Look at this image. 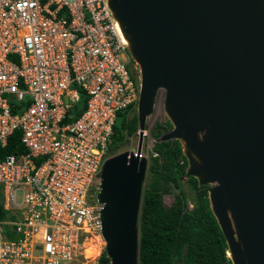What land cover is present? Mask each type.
<instances>
[{"label": "water", "instance_id": "water-1", "mask_svg": "<svg viewBox=\"0 0 264 264\" xmlns=\"http://www.w3.org/2000/svg\"><path fill=\"white\" fill-rule=\"evenodd\" d=\"M139 82L133 151L105 159L95 199L108 264H137L147 161L138 157L158 96L184 178L207 186L231 264H264V0H105Z\"/></svg>", "mask_w": 264, "mask_h": 264}, {"label": "built area", "instance_id": "built-area-1", "mask_svg": "<svg viewBox=\"0 0 264 264\" xmlns=\"http://www.w3.org/2000/svg\"><path fill=\"white\" fill-rule=\"evenodd\" d=\"M123 52L105 0H0V148L19 131L25 151L0 158V264H74L100 236L93 189L139 92Z\"/></svg>", "mask_w": 264, "mask_h": 264}, {"label": "trees", "instance_id": "trees-1", "mask_svg": "<svg viewBox=\"0 0 264 264\" xmlns=\"http://www.w3.org/2000/svg\"><path fill=\"white\" fill-rule=\"evenodd\" d=\"M79 100L80 106L74 110V119L83 110L86 98L80 94ZM129 110V107L123 110L125 116ZM135 123V117L130 120L124 119L120 130L125 132L120 134L114 122L109 152L112 148L115 150L122 145L126 136L136 130ZM162 127L169 129L170 125L165 121ZM161 130L159 126H155L150 136L155 140L152 148L154 153L165 165H162L159 171L154 165H150L148 171L154 175L159 172L163 181L178 188L179 181L184 175L185 160L181 157L177 141L161 143L157 141ZM19 136V131H14L8 137L6 145L0 148V158L25 152L19 142ZM187 182L193 191L191 199L194 207L190 212L183 210L187 197L182 192L180 196H175V203L167 210L162 208L156 192H144L137 217V264H231L226 255L224 239L208 208V187H197L196 181L190 177L187 178ZM3 217L0 208V219ZM95 264H108L105 252L99 256Z\"/></svg>", "mask_w": 264, "mask_h": 264}, {"label": "rangeland", "instance_id": "rangeland-1", "mask_svg": "<svg viewBox=\"0 0 264 264\" xmlns=\"http://www.w3.org/2000/svg\"><path fill=\"white\" fill-rule=\"evenodd\" d=\"M126 57H127L126 52H123V58L126 59ZM128 67L131 70L132 74H134L135 67L131 61L128 63ZM161 99H162L161 96L157 97L153 112L151 113L149 117L146 118V121H145V130H144L145 135L142 138V155L146 158L147 166H146L145 176H144V180H143L142 187H141L139 211H140L141 200H142L144 192L152 191L158 194L160 198L161 206L163 209H166V210L172 208V205L176 201L175 196H180L181 192L184 193L187 198H186V204H185V207H183V210L185 212H190L192 208L194 207L193 200L191 199L193 196V191L190 189L189 183L187 182V178L182 177L179 181L178 188H176L171 183H168L167 181H163L164 179L159 172L156 175H154L150 171H148L150 165H154L158 171L162 165H165L163 160L157 154H155L154 157H151L148 151L151 148V151L153 153L155 152L152 149L155 143V140L150 136V132L154 130V127L159 126L162 129L160 132L161 134L168 130L162 127V125H164V122H165L164 120L165 117L162 112ZM132 117H135L136 119V112L134 108L129 110L126 116L124 115V111H121L119 112V114L116 115L115 125L116 127H118L119 129L118 132L120 134H123L125 132V130L124 131L120 130L123 120L124 119L130 120ZM135 126H136V130L132 131L130 135L126 136V139L124 143L122 142V145H120L115 150L112 148V151L109 152V157L114 156L124 151H133L135 149L136 141H137V124L136 123H135ZM96 188L93 189V192L95 194H96ZM20 198H21V194L20 192H17L15 194V202L19 203ZM138 215H139V212H138ZM88 248L93 250L94 256L92 255L90 258H87V252H86L84 258H80L74 264H95L99 256L104 255V243L101 240L100 236L91 237L90 240H88L87 242L86 250ZM89 255L90 253H88V256Z\"/></svg>", "mask_w": 264, "mask_h": 264}, {"label": "bare ground", "instance_id": "bare-ground-1", "mask_svg": "<svg viewBox=\"0 0 264 264\" xmlns=\"http://www.w3.org/2000/svg\"><path fill=\"white\" fill-rule=\"evenodd\" d=\"M88 242V241H87ZM87 242L85 244V248H84V256H85V253L87 252V258H90L92 255L94 256V253H93V250L92 249H87L86 250V245H87ZM88 253H90V255L88 256Z\"/></svg>", "mask_w": 264, "mask_h": 264}, {"label": "flooded vegetation", "instance_id": "flooded-vegetation-1", "mask_svg": "<svg viewBox=\"0 0 264 264\" xmlns=\"http://www.w3.org/2000/svg\"><path fill=\"white\" fill-rule=\"evenodd\" d=\"M126 61L129 63L130 62V60L126 57Z\"/></svg>", "mask_w": 264, "mask_h": 264}, {"label": "clouds", "instance_id": "clouds-1", "mask_svg": "<svg viewBox=\"0 0 264 264\" xmlns=\"http://www.w3.org/2000/svg\"><path fill=\"white\" fill-rule=\"evenodd\" d=\"M145 158V157H144Z\"/></svg>", "mask_w": 264, "mask_h": 264}]
</instances>
